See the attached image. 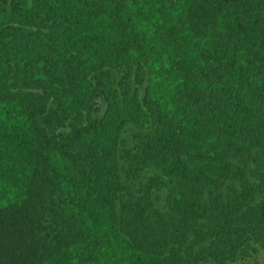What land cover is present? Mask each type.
Returning <instances> with one entry per match:
<instances>
[{"label":"trees","instance_id":"trees-1","mask_svg":"<svg viewBox=\"0 0 264 264\" xmlns=\"http://www.w3.org/2000/svg\"><path fill=\"white\" fill-rule=\"evenodd\" d=\"M264 0H0V264H262Z\"/></svg>","mask_w":264,"mask_h":264},{"label":"rangeland","instance_id":"rangeland-1","mask_svg":"<svg viewBox=\"0 0 264 264\" xmlns=\"http://www.w3.org/2000/svg\"><path fill=\"white\" fill-rule=\"evenodd\" d=\"M261 263H262V264H264V262H263V261H261Z\"/></svg>","mask_w":264,"mask_h":264}]
</instances>
